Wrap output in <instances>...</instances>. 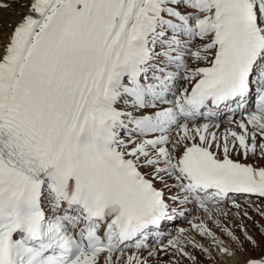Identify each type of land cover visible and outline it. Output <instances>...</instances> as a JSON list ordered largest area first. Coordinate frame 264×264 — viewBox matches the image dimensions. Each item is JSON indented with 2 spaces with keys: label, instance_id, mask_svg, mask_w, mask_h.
Returning a JSON list of instances; mask_svg holds the SVG:
<instances>
[{
  "label": "snow or ice",
  "instance_id": "6c2138e0",
  "mask_svg": "<svg viewBox=\"0 0 264 264\" xmlns=\"http://www.w3.org/2000/svg\"><path fill=\"white\" fill-rule=\"evenodd\" d=\"M0 264H264V0H0Z\"/></svg>",
  "mask_w": 264,
  "mask_h": 264
},
{
  "label": "rangeland",
  "instance_id": "374dc122",
  "mask_svg": "<svg viewBox=\"0 0 264 264\" xmlns=\"http://www.w3.org/2000/svg\"><path fill=\"white\" fill-rule=\"evenodd\" d=\"M255 206H256V205L253 204V205H252V208H254ZM244 207L247 208L248 206H247V205H244ZM231 211H235V209H231ZM248 211H249V214H250V215L255 216V213L252 212V209H251V208H248ZM196 214H197L196 211L193 210V215H196ZM255 218H256V219H259L258 216H255ZM189 219H191V216L189 217ZM186 223H187V222L184 221V220H179L178 223H177V224H179V226H178L177 228H180L181 225H184V224H186ZM184 226H185V225H184ZM186 226L188 227L187 224H186ZM177 228H176V229H177ZM174 234H175V232H174Z\"/></svg>",
  "mask_w": 264,
  "mask_h": 264
},
{
  "label": "bare ground",
  "instance_id": "6f19581e",
  "mask_svg": "<svg viewBox=\"0 0 264 264\" xmlns=\"http://www.w3.org/2000/svg\"><path fill=\"white\" fill-rule=\"evenodd\" d=\"M17 11H19V10L17 9ZM4 15H5L6 19H11L12 22L15 23L17 17H16V15L13 12H7ZM181 227H187V226L186 225L185 226L183 225Z\"/></svg>",
  "mask_w": 264,
  "mask_h": 264
}]
</instances>
